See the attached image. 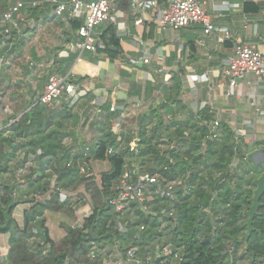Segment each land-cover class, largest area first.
Here are the masks:
<instances>
[{
    "label": "trees",
    "instance_id": "1",
    "mask_svg": "<svg viewBox=\"0 0 264 264\" xmlns=\"http://www.w3.org/2000/svg\"><path fill=\"white\" fill-rule=\"evenodd\" d=\"M4 1L0 0V8ZM164 1L157 0L158 3ZM119 6L127 9L128 1L121 0ZM259 9V5L254 2L243 3V11L246 13H255ZM81 24V21L77 19L70 21V30L64 29L67 42L72 40V32ZM106 34L110 35L107 39ZM102 38L106 45L105 49H99L96 53L86 52L88 53L86 59L97 62L99 57L104 55L110 61H116L122 53L121 36L116 33L114 26H108ZM33 57H36L34 53ZM74 57L75 54H70L64 63H71ZM170 79L171 86H163L160 89L163 96L162 102L152 112L141 118L134 149L131 150L129 146H125L119 154L106 155L109 147H117L119 144L118 135L113 132H108L90 145L87 160L107 159L111 165L107 172L101 174L100 188L92 176L86 177L88 169L84 173L79 172L76 159L69 168L58 169L64 187L75 189L79 184L85 183V188L93 199V211L85 219L82 228H69L65 237L58 242L53 241L39 215L46 209L70 212V215L74 214V210L69 202L61 203L56 196H52L50 201L38 202L31 206L30 212L24 213L22 227L10 219L8 226L0 230L10 235L7 258L0 259V264H65L68 257L71 259L70 264H76V262L77 264H100L105 254L95 258L94 262L87 257L91 242L94 241L98 246H105L113 243L114 238H117L119 247L123 250L124 246L136 245L133 234L140 224L147 226V230L142 232L141 247L150 241L154 236L155 220L152 221L151 218L142 215L135 223L128 226L127 233H120L117 230V224L113 221L115 214L106 200L113 194L115 180L122 173L126 158L132 159L131 162L140 172L159 173L166 179L179 181L175 192L176 220L172 229V241L181 250L183 260L180 264H264V194L260 199L263 205L259 207L253 218V230L245 242L247 228L244 212L251 204L252 190L245 187L242 176L237 180L234 179L239 175L237 172L240 167L245 166L246 173L256 171L246 159V155L256 147L264 149V140L249 145L242 137H237L232 127L225 122H220L215 137L207 138L208 123L212 120V114L206 109L197 113L185 109L180 100L182 92L180 74L173 73ZM46 109V106L38 103L24 112L11 128L14 132L12 139L40 136L38 140L40 144L47 142L46 145L41 146L42 155L40 156L53 154L56 157V163L60 164V161L66 159L60 153L62 135L59 130L45 133L48 117ZM160 109L171 113L172 120H165L159 112ZM175 110L182 111L185 116L177 119ZM69 114L66 111V115ZM153 118L157 119V124L149 129V122L153 121ZM165 132L168 133V137L171 136L170 139L168 138L169 143L172 137L189 138L190 148H172L169 143L162 142L161 138ZM127 135L121 133V138L126 144L130 140ZM6 144H9L8 139L0 133V224L5 222L4 212L13 196V191L8 184L1 180V175L9 169L10 156L5 153ZM9 148H11L10 145ZM15 149L13 148L12 152ZM202 149L204 151L197 155L191 152V150ZM235 161L239 163L232 168L231 165ZM187 172L189 174L185 184L181 182V179ZM35 173V170L31 168L24 176V180L28 182V192L45 191L47 187L41 183L42 176L33 178ZM214 173L219 174L215 176ZM205 174H208V177ZM98 213L99 220L95 222L94 233L100 238L93 240L88 228L95 221ZM214 214L217 218L213 220L211 215ZM33 228H36V234L33 233ZM42 228L45 229L44 232ZM31 238H34V245L29 246L28 242ZM100 257V260H96ZM155 264H159L158 261Z\"/></svg>",
    "mask_w": 264,
    "mask_h": 264
},
{
    "label": "crops",
    "instance_id": "2",
    "mask_svg": "<svg viewBox=\"0 0 264 264\" xmlns=\"http://www.w3.org/2000/svg\"><path fill=\"white\" fill-rule=\"evenodd\" d=\"M202 1L214 25L229 30V40H221L218 35H212L204 38L203 43H199L202 37L200 26L191 25L177 31L167 28L162 29L156 22L158 16L152 11H147L145 14L146 19H144L142 25H134L132 17L127 15L125 20L126 30L117 33L121 36L122 53L116 61H110L104 55H101L97 62L82 58L76 63L74 57L71 63L65 64L64 60L74 53L64 47V44L58 47L55 44L51 45L43 55H37L30 48L29 53L31 56L33 57V53L36 56L33 59L44 65L41 71L38 70V75L30 81L28 80L30 71L26 69H24L25 71L22 70L20 74L16 73L17 77L13 76L17 81L9 73L5 74V81L2 82L7 86L8 99L12 107L9 117H16L18 121L22 114L36 103L44 88L47 76L52 72H63L65 75L70 73L72 79H81L79 82L88 88L86 97H80L73 103L68 98L63 97L56 101L52 107L46 109L48 117L45 133L51 130H59L62 135L60 153L66 159L60 161V164L56 163V157L53 154L36 155L37 149L42 151L41 146L47 143L42 142L43 144H40L38 142L40 136L15 137L12 139V136H14L13 131V135L10 137H6L4 133L0 132L9 141V144L5 145V153L10 156L9 169L1 175V180L7 183L8 186H13L11 191L14 193L12 197L15 203L11 208L10 216L20 227L23 225L24 213L26 211L30 212L31 206L41 201H50L52 196L57 197V195L51 193V189L55 186H60L67 191L80 192L79 204H83L87 200L94 207L93 199L86 190L85 183L84 185L79 184L75 189L64 187L58 169L67 168L66 162L68 160L74 162V159H76L77 168L81 172L80 166L86 163L88 169L86 177L92 176L94 182L100 188L101 174L107 172L111 165L107 159L87 160V155H84V147L88 146L90 148L91 144L104 136V131L109 130L114 134L118 132L117 137H121V133H124L125 129L127 130L124 122L128 116H132L137 123L145 114L152 112L162 102L163 96L160 89L163 84L171 82L170 78L173 73L180 74L182 87L180 100L185 109L192 113L206 109L213 116L211 121L218 120L220 116L221 122L228 123L230 126L233 125L231 127L236 135H241L239 137L245 139L250 137L251 140L254 139V142L264 140V86L255 85L254 77L249 75L239 80L237 95H228V80L221 75V68L233 53L234 43L248 42L254 44L264 54V0ZM245 1L258 4L260 9L255 13L244 12L243 3ZM234 3L239 4L240 7L227 9L230 4ZM144 54L150 59L148 64L142 67H134L128 62L129 58L140 57ZM202 74H205L206 80L200 78ZM194 76H197V78H194ZM10 77L13 81L11 85H8L7 79ZM27 90H31L30 96L23 97V93L26 94ZM112 104L127 106L124 117H122L120 109L110 110ZM84 109H87L86 114L88 117L90 116L91 120L95 119L97 122L95 131H92V134L86 131L88 126H81L87 118V116L85 118L82 116L81 111ZM66 111L70 113L68 116ZM90 111H93L92 114ZM159 112L165 120H172L171 113H167L164 109H160ZM179 112L175 110L176 116L179 117L177 119H181L185 115ZM228 114L231 120L228 119ZM107 120L110 121V124L108 123L107 129L102 131L100 123H105ZM238 122L242 127L241 130L244 128L243 131L240 130V133L237 132L234 126ZM125 132L126 135L131 133L129 130ZM135 136L137 138V134ZM9 145L11 148H9ZM13 148H16L14 152H12ZM33 155L38 159V167L34 168L36 173L33 178L42 176L41 183L47 187L42 192H28V182L24 180L26 174L19 177L12 169L10 170L13 167L10 166L11 161L17 160L16 162L19 165L25 163L26 156ZM37 195L43 197V199L37 200L35 198ZM70 206L73 209V206ZM50 213L65 215L66 213L46 209L39 215L50 238L55 242L65 237L69 228L79 227L76 217L70 219L67 218L68 216H64L72 223H67L65 219L60 222L64 228V234L55 237L51 229L52 226H50L47 219ZM133 223H135L134 220L127 221L129 226ZM121 225V230L126 231L125 225ZM157 228L158 224L155 222V229ZM34 230L36 228L32 230L36 234L37 230L36 232ZM44 231L45 229L42 228V232ZM9 236V233L0 232L1 260L7 258ZM98 237L100 238V236ZM115 239L117 238H114L113 241ZM96 246L99 249L102 248V246ZM65 263L70 264L71 259L68 257Z\"/></svg>",
    "mask_w": 264,
    "mask_h": 264
},
{
    "label": "built area",
    "instance_id": "3",
    "mask_svg": "<svg viewBox=\"0 0 264 264\" xmlns=\"http://www.w3.org/2000/svg\"><path fill=\"white\" fill-rule=\"evenodd\" d=\"M120 1H4L0 8V132L4 133V136L13 135L11 128L18 118L9 117L12 107L8 99L7 86L2 81H5V74L9 73L12 78L14 75L17 77L16 73L20 74L24 69L30 71L29 81L38 75V70L41 71L44 65L35 61L28 49L32 48L37 55L44 54L35 46V41L41 35L50 42L53 38L56 41H61L64 47L75 54L76 63L83 58L82 56L86 52L96 53L99 49H105L106 45L102 34L108 26H114L116 33L125 31L127 15L132 17L134 25H142L146 19L147 11H152L158 16L156 22L162 29L177 31L191 25L200 26L202 37L199 43H203L204 38L212 35H218L221 40L230 39V32L227 28H219L214 25L202 0H165L163 3H158L157 0H127V9L119 6ZM231 7L240 6L234 3L230 4L227 9ZM75 19L80 20L82 24L72 32L73 38L67 42L64 29L70 30V21ZM109 36L106 34L105 38L107 39ZM52 45H55L54 41H52ZM149 61V57L145 54L128 59V62L134 67H142ZM221 75L228 80V95H237L239 80L249 75L254 77L255 85L264 86V54L254 44L234 43L233 53L221 68ZM11 77L7 79L8 85H11L14 79ZM71 77L70 73L66 75L59 72L50 73L35 104L52 107L56 101L63 97L71 100V103L77 101L81 94L87 93L88 88ZM200 78L207 79L205 74L200 75ZM116 109H120L121 115L124 117L127 106L117 104L110 106L111 111ZM208 128L209 136L207 138L215 137L219 121L209 122ZM237 137H239L238 134ZM117 140L119 141L118 146L109 147L106 155L119 154L125 146H129L131 150L134 149L137 138L134 139L133 144L128 145L120 136ZM161 141L169 143V139L165 137H162ZM89 150L88 146L84 147L85 156L88 155ZM36 155H42V151L37 149ZM131 160L126 158L122 173L115 180L113 194L106 199L115 214L113 221L117 224V230L120 233H127L129 226L127 221H137L142 215L151 218L152 221L155 220L157 224L159 218L169 221L167 223L160 222L156 231H153L154 236L142 247V232L147 230L145 224H140L133 234V238L137 242L136 245L124 246L121 250L119 241L115 239L116 264H155L156 261L159 264H180L183 260L181 250L172 241V229L176 220L175 192L178 182L166 179L159 173L140 172ZM16 161H11L10 166L13 167L10 170L12 169L19 177L27 174L31 168L38 167L35 155L28 157L25 163L19 165ZM72 163V160H68L66 167L69 168ZM80 170L86 172V163L80 166ZM51 190L52 194L57 195L59 202H69L73 206L76 222L79 224L77 228H82L85 219L93 211L91 202L86 201L79 204L80 192L67 191L60 186H55ZM35 198L39 201L43 199L38 195ZM121 224L125 225L126 231L121 230ZM101 254H105L103 249H99L92 241L89 256L95 259Z\"/></svg>",
    "mask_w": 264,
    "mask_h": 264
},
{
    "label": "rangeland",
    "instance_id": "4",
    "mask_svg": "<svg viewBox=\"0 0 264 264\" xmlns=\"http://www.w3.org/2000/svg\"><path fill=\"white\" fill-rule=\"evenodd\" d=\"M175 31V30H174ZM41 35V34H40ZM53 37V36H52ZM52 41H54L55 42V44H56V47H58V46H60L61 44H62V42L60 41H56V40H54V38H53V40ZM52 41L50 42L49 40H46L42 35L35 41V46L39 49V51L42 53V52H44V54L49 50V48L51 47V45H52ZM28 50H30V49H28ZM88 53H85L82 57L83 58H86V55H87ZM163 86L164 87H170L171 86V82L169 83V84H163ZM30 91V92H29ZM18 92V91H17ZM29 92V93H28ZM19 93V92H18ZM30 94H31V90H27V93L26 94H24L23 93V97L24 96H30ZM39 97V96H38ZM80 97L82 98V97H86V94H81L80 95ZM41 105H43V104H41ZM43 106H45V105H43ZM48 108V107H47ZM82 112V116L85 118L86 116H87V118L85 119V121H84V123H83V125H81V126H88V128L86 129V131H88V132H91V134H92V131H95V125L97 124V122L95 121V119H93V120H91V118H90V116L88 117V115L86 114V112H87V109H84V110H82L81 111ZM91 112V111H90ZM93 112V111H92ZM92 112H91V114H92ZM179 113H182V114H184L182 111H180ZM185 116V115H184ZM227 117H228V119L229 120H231L230 118H229V114L227 115ZM176 118H179L178 116H176ZM87 120H89V122H87ZM218 120L221 122V117L219 116L218 117ZM140 121H141V119L140 120H138L137 121V123H136V121H135V119L132 117V116H128L127 118H126V121L124 122V124H125V126H126V128H127V130H129L131 133H130V135H127L129 138H130V140L127 142V144H133V139H136V134H137V130H138V128H139V126H140ZM231 122V121H230ZM89 123V124H88ZM110 124V121L109 120H107L105 123L103 122V123H100V125H101V130L102 131H104L105 129H107V124ZM232 123V122H231ZM108 124V125H109ZM156 124H157V119L156 118H153V121H150L149 122V125H148V128H152V127H154V126H156ZM231 126H233V125H231ZM235 126V128H236V130H237V132L238 133H240V130L242 129V127H240V122H238V124H236V125H234ZM56 128H58V127H56ZM161 129H162V127H161ZM126 129L124 130V133H126L125 131H127ZM243 130H244V128H243ZM243 130H241V131H243ZM248 131V130H247ZM109 132V130L108 131H104V136L107 134ZM185 135H187V133L185 134ZM240 135V134H239ZM172 136H173V134H172ZM241 136V135H240ZM163 137H165V138H171V136L170 137H168V133L167 132H165L164 133V135H163ZM247 137V136H246ZM243 140H244V142H246V143H248L249 145H251L253 142H254V139H250V137L248 138H243ZM169 142V141H168ZM169 145L170 146H172V147H174V148H177V149H181V148H184V149H188V148H190V145H191V141L189 140V138H187V139H184V137L183 136H177V137H172V141L169 143ZM204 150L202 149V150H198V151H194V150H191V152H192V154L193 155H197V154H199V153H202ZM239 162L238 161H235L234 163H233V165H231L232 166V168H235V166H237V164H238ZM251 164V163H250ZM252 166V165H251ZM253 167V166H252ZM254 168V167H253ZM254 169H256V171H250V172H248V173H246L245 171H246V167L245 166H243V167H240L239 169H238V176H236L234 179L235 180H237L238 179V177H240V176H242V181L244 182V184L246 185L245 187L248 189H251L252 190V194H251V197L253 196V191H254V189H255V185H254V183H253V181H254V179H256L258 176H259V174H260V170L258 169V168H254ZM188 174H189V172H187V173H184L183 175H184V177L183 176H181V177H183L182 179H181V182L182 183H187V177H188ZM219 174V173H218ZM218 174L217 173H214V175L215 176H218ZM207 177H208V174H205ZM177 182H179V181H177ZM250 182V183H249ZM82 185H84V183H81ZM251 199V198H250ZM87 201V200H86ZM251 201V200H250ZM251 205V204H250ZM250 207V206H249ZM259 209V208H258ZM249 210V208L247 209V210H245V211H248ZM258 211V210H257ZM217 214V213H216ZM64 216H68L67 218H70V219H73V218H75L76 216H75V214H73V215H70V212H67L66 213V215L65 214H54V213H50V214H48V216H47V219H48V223L50 224V226H52L51 227V229L53 230V235L55 236V237H58V236H61L62 234H64V228L62 227V224L60 223V222H63L64 221V219H65V217ZM211 217H212V219L214 220V219H216L217 218V215H211ZM245 217H246V222H247V219H248V216L247 215H245ZM65 221L67 222V223H70L71 221L70 220H68V219H65ZM169 220L168 219H165V218H163V219H161V218H159L158 219V224L160 223V222H163V223H167ZM72 223V222H71ZM247 228V227H246ZM153 231H156V229H155V226L153 227ZM246 233V232H245ZM170 236V235H169ZM31 241V242H30ZM30 241L28 242V245L30 246V245H34V243H33V241H34V239H30ZM112 242V241H111ZM102 249H103V253H105V255L106 256H108V258L105 256L103 259H101V257L99 258V259H96V260H100L101 259V261H100V264H116V262H117V258H116V251H115V247H114V242L113 243H111V244H106L105 246H103L102 245ZM87 257L89 258V260L90 261H93L94 262V258H90L89 257V255H87ZM99 257V256H98ZM98 257H96V258H98ZM76 264H77V262H76Z\"/></svg>",
    "mask_w": 264,
    "mask_h": 264
},
{
    "label": "water",
    "instance_id": "5",
    "mask_svg": "<svg viewBox=\"0 0 264 264\" xmlns=\"http://www.w3.org/2000/svg\"><path fill=\"white\" fill-rule=\"evenodd\" d=\"M246 159L251 163V165L254 168H258L260 170V174L253 181V183L255 185V189L253 191V196L250 199L251 205L249 207V210L244 212V215L248 216V219L246 222L247 229H246L245 239H244L245 242L247 241L250 233L253 230V227H252L253 218H254L255 214L257 213L258 208L263 205V203L260 201V199L264 194V149L263 148H255V149L249 151L246 155ZM9 187L11 190L13 189V186H9ZM14 203H15V200L12 197L7 209L4 212L5 222L3 224H0V230H4L8 226L10 219H11L10 211H11V208L14 205ZM98 220H99V214H97L95 221L92 222L90 227H89V234L93 240L99 239V237L96 236L93 232L95 222Z\"/></svg>",
    "mask_w": 264,
    "mask_h": 264
}]
</instances>
